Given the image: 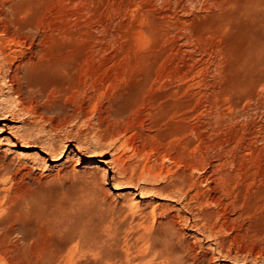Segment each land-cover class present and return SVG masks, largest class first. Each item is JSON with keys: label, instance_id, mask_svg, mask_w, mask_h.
<instances>
[{"label": "rangeland", "instance_id": "obj_1", "mask_svg": "<svg viewBox=\"0 0 264 264\" xmlns=\"http://www.w3.org/2000/svg\"><path fill=\"white\" fill-rule=\"evenodd\" d=\"M0 264H264V0H0Z\"/></svg>", "mask_w": 264, "mask_h": 264}]
</instances>
